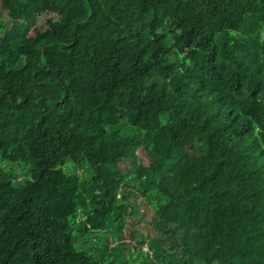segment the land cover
<instances>
[{"label": "trees", "instance_id": "obj_1", "mask_svg": "<svg viewBox=\"0 0 264 264\" xmlns=\"http://www.w3.org/2000/svg\"><path fill=\"white\" fill-rule=\"evenodd\" d=\"M0 3V264H264V0Z\"/></svg>", "mask_w": 264, "mask_h": 264}, {"label": "rangeland", "instance_id": "obj_2", "mask_svg": "<svg viewBox=\"0 0 264 264\" xmlns=\"http://www.w3.org/2000/svg\"><path fill=\"white\" fill-rule=\"evenodd\" d=\"M3 5L0 3V6ZM2 10H5L3 6H1ZM4 19H6L5 15H2ZM198 147V151L204 152L206 150L204 143L202 140L196 141L194 144ZM138 159L140 162L147 164V159L144 156L139 155ZM88 171L85 172L86 167ZM121 171L124 174H127L132 170V166L129 163H122L120 165ZM0 169L5 172L14 171L19 172L18 167L16 165L7 163L5 161L0 160ZM62 171L69 175H77L82 176H90L93 172L85 162L74 163L70 160L65 161L64 165L61 166ZM85 172V174H83ZM130 209L128 211L131 212L128 217L125 218L123 226L117 231V235L120 241L125 243H134L133 236L139 241H143L144 251H147L150 243L149 241L153 237L154 227L152 225V219L154 217V213L158 208L165 203V200L161 197L157 190H153L146 196L135 195L133 197H129ZM107 237L99 233L98 236L94 237L93 243L95 247L100 248L103 247ZM88 245V243H86ZM91 244V243H90Z\"/></svg>", "mask_w": 264, "mask_h": 264}]
</instances>
